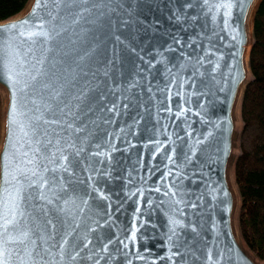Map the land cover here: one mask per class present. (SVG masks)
<instances>
[{"label": "water", "instance_id": "obj_1", "mask_svg": "<svg viewBox=\"0 0 264 264\" xmlns=\"http://www.w3.org/2000/svg\"><path fill=\"white\" fill-rule=\"evenodd\" d=\"M227 2L29 0L0 21V259L264 264L228 175L260 0Z\"/></svg>", "mask_w": 264, "mask_h": 264}, {"label": "trees", "instance_id": "obj_2", "mask_svg": "<svg viewBox=\"0 0 264 264\" xmlns=\"http://www.w3.org/2000/svg\"><path fill=\"white\" fill-rule=\"evenodd\" d=\"M29 0H0V21L22 11ZM253 43L249 52L252 78L240 103L242 127L233 174L239 193L238 230L246 248L264 263V0L252 21ZM0 96V135H1Z\"/></svg>", "mask_w": 264, "mask_h": 264}, {"label": "snow or ice", "instance_id": "obj_3", "mask_svg": "<svg viewBox=\"0 0 264 264\" xmlns=\"http://www.w3.org/2000/svg\"><path fill=\"white\" fill-rule=\"evenodd\" d=\"M38 4H39V0H37V5H38ZM217 7H220V5H217ZM223 7H224L225 9H231V8L233 7V4H232L231 0H228V2L225 3V4L223 5ZM225 15H226V16L228 15V11H225ZM26 34H27V35H31V33H26ZM176 43L179 44V40H177ZM200 60H204L205 63H209V64H210V61L205 60L203 56L200 57ZM153 63H154V62H153ZM211 70L214 72V71H215V67H212ZM171 82H172V83H175V82H176V77H171ZM163 91L169 93L168 103L171 104V100H170L171 84H167V85L165 86V89H164ZM14 101H15V97L13 96V105H12V108H13V109L15 108V102H14ZM114 108H115V105H113V109H110V110H114ZM160 110H161V111H168V112H172V111H173V109H172L171 107H167V108L161 107ZM183 112H184V109H177V114H178V115H179V114H183ZM98 147H99V146H98ZM160 147H163V145L161 144ZM160 147H158V148L156 149L157 152L160 151ZM78 154H79V153H77V155H78ZM100 154L102 155L103 153H100ZM153 154L155 155V153H153ZM67 159H68V158H67L66 155H61V156L58 158V160H59L58 163L55 162V161H53V162H52V165H53V167H52V171H55L56 168H61V169H63L64 171L71 172V168L67 166ZM169 159L171 160V157H169ZM29 163H31V161H29ZM38 171H39V167H37L36 170L33 171L32 175L35 176V175H36V172H38ZM44 172H45V173L49 172V169H48L46 166H45V168H44ZM162 179H163V178H162ZM48 183H49V181H48L47 179L41 177V178H39V179H32V180H31V184L29 185V187H31L32 185H38V187H39L40 189H44L45 186H46ZM170 187H171V186H170ZM53 195H54V193H53ZM100 195L103 196L104 193H103V192H100ZM140 195H141V196L144 195L143 190H140ZM41 196H42V193H41ZM17 199H18V200H22V199H23V192H22V189H18V190H17ZM148 203L151 204L152 201L149 200ZM193 206H194V205H193ZM17 207H18V205H17ZM12 215H13V216L16 215L15 210H13ZM10 222H11V221H7L6 223H10ZM182 223H183V221L177 219V220H175V221L172 223V227L175 228L177 225H181ZM135 232H136V228H135V225H134V226H133V229H132V234H131V236L129 237L130 239H135ZM109 243H110V241H109ZM121 243H123V241H121ZM105 250H107V245H105ZM170 255H172V253H170ZM138 258L142 259L143 257H138ZM210 258H211V257L209 256V259H210ZM0 264H6V262H5L4 260L0 259ZM129 264H131V262H129Z\"/></svg>", "mask_w": 264, "mask_h": 264}, {"label": "rangeland", "instance_id": "obj_4", "mask_svg": "<svg viewBox=\"0 0 264 264\" xmlns=\"http://www.w3.org/2000/svg\"><path fill=\"white\" fill-rule=\"evenodd\" d=\"M250 19H251V16H250ZM248 62H249V59H248ZM0 96H1L2 105H4V94H3V92L1 90H0ZM240 103H241V96L239 97V100L237 102V106L235 108L237 132H239L241 127H242V121H241V117H240ZM238 152H239V149H238V146L236 144V155H238ZM233 165L234 164H232V166H230L229 171H228V175H229V180H230L231 186H232L233 190L235 191V194L236 195L238 194L237 195V200H236V202H237L236 203V209H235V213H234V223H235L236 231L239 234V230H238V212H239V206H240V198H239V193L237 191V187H236L235 180H234ZM239 237H240V235H239ZM242 243H243V241H242ZM243 245H244V243H243ZM251 255L255 258V256L252 253H251ZM257 261H259V260H257Z\"/></svg>", "mask_w": 264, "mask_h": 264}]
</instances>
